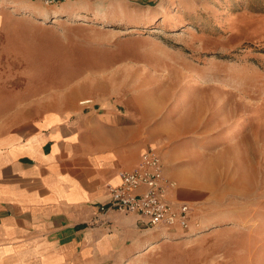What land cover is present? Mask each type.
<instances>
[{"label":"rangeland","instance_id":"374dc122","mask_svg":"<svg viewBox=\"0 0 264 264\" xmlns=\"http://www.w3.org/2000/svg\"><path fill=\"white\" fill-rule=\"evenodd\" d=\"M66 3L41 17L12 10V97L57 98L48 85L83 71L150 67L155 88L136 91L163 98L175 189L197 198L194 229L160 239L166 264H264V0Z\"/></svg>","mask_w":264,"mask_h":264},{"label":"crops","instance_id":"0c3cea01","mask_svg":"<svg viewBox=\"0 0 264 264\" xmlns=\"http://www.w3.org/2000/svg\"><path fill=\"white\" fill-rule=\"evenodd\" d=\"M0 2V264H166L160 251L172 245L160 239L183 237L194 229L192 217L183 231L141 228L135 215L98 213L120 175L135 169L148 147H164L158 137L164 100L136 91L154 89L156 72L146 66L83 71L48 85L64 91L57 98L29 101L26 92L13 98L6 25L13 9L34 17L45 9L39 0ZM88 99L91 104H81ZM159 154L165 178L182 184L169 149ZM166 200L191 206L197 198L178 187Z\"/></svg>","mask_w":264,"mask_h":264},{"label":"built area","instance_id":"2783aa9c","mask_svg":"<svg viewBox=\"0 0 264 264\" xmlns=\"http://www.w3.org/2000/svg\"><path fill=\"white\" fill-rule=\"evenodd\" d=\"M39 1L45 7H53L67 0ZM81 104L86 106L91 101L84 100ZM175 186V182L163 175L159 151L148 147L141 154L137 167L120 175V183L110 189V200L98 207V213L115 211L135 215L141 228H180L187 231L191 223V207L185 202L166 200Z\"/></svg>","mask_w":264,"mask_h":264}]
</instances>
